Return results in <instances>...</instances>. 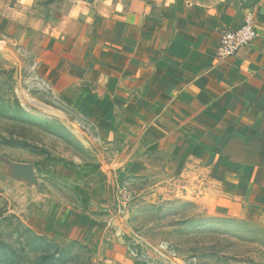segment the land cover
<instances>
[{
	"label": "crops",
	"instance_id": "obj_1",
	"mask_svg": "<svg viewBox=\"0 0 264 264\" xmlns=\"http://www.w3.org/2000/svg\"><path fill=\"white\" fill-rule=\"evenodd\" d=\"M249 9L259 36L219 60ZM0 42L94 137L90 159L53 167L76 203L45 229L99 244L110 191L182 179L222 216L264 219V0H0Z\"/></svg>",
	"mask_w": 264,
	"mask_h": 264
},
{
	"label": "rangeland",
	"instance_id": "obj_2",
	"mask_svg": "<svg viewBox=\"0 0 264 264\" xmlns=\"http://www.w3.org/2000/svg\"><path fill=\"white\" fill-rule=\"evenodd\" d=\"M85 126L17 45L0 42V264H264V219L222 216L216 198L183 179L110 191L96 206L105 225L99 244L45 229L76 203L53 167L93 156ZM23 165L35 181L16 176Z\"/></svg>",
	"mask_w": 264,
	"mask_h": 264
},
{
	"label": "built area",
	"instance_id": "obj_3",
	"mask_svg": "<svg viewBox=\"0 0 264 264\" xmlns=\"http://www.w3.org/2000/svg\"><path fill=\"white\" fill-rule=\"evenodd\" d=\"M252 10L246 13L243 24L237 28H227L221 31L219 46L216 57L223 60L234 56L241 48L250 45L258 36L259 32L252 21ZM125 191V189L123 190ZM127 194V191H125ZM147 263L155 264V260H146Z\"/></svg>",
	"mask_w": 264,
	"mask_h": 264
},
{
	"label": "water",
	"instance_id": "obj_4",
	"mask_svg": "<svg viewBox=\"0 0 264 264\" xmlns=\"http://www.w3.org/2000/svg\"><path fill=\"white\" fill-rule=\"evenodd\" d=\"M15 174L17 177H25L35 181L34 171L28 166L23 165L22 167H16Z\"/></svg>",
	"mask_w": 264,
	"mask_h": 264
}]
</instances>
